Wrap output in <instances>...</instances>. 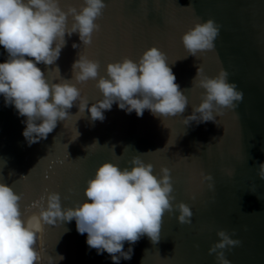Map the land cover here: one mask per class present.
Masks as SVG:
<instances>
[{
    "label": "water",
    "instance_id": "obj_1",
    "mask_svg": "<svg viewBox=\"0 0 264 264\" xmlns=\"http://www.w3.org/2000/svg\"><path fill=\"white\" fill-rule=\"evenodd\" d=\"M82 2L60 0V6L66 10L65 5L70 4L79 11ZM104 3L102 15L95 21L100 31L93 34L91 45H82L77 33L66 35V46L55 64L41 63L37 67L50 82H60L54 71L57 66L61 77L71 79V65L80 52L98 61L99 78L106 76L108 63L123 57L136 61L147 48L157 47L165 53L188 106L183 114L160 120L148 110L142 117L134 111L128 114L114 103L111 110L104 112L103 122L93 123L86 110L77 113L79 109L74 105L69 109L68 120L58 121L47 139L29 146L22 136V121L26 118L19 116L13 106H5L0 95V183L22 196L21 218L28 220L38 213L39 209L31 206L46 191L59 193L62 210L78 206L85 200L86 182L100 164L109 162L121 169L130 168L128 161L140 156L143 162L153 165L157 178L161 167L170 170L175 197L172 203L183 202L190 207L191 224L178 223L175 210L171 214L165 212L159 241L153 244L147 236L141 237L131 245V259L121 258L119 264H217L215 253L209 254L208 249L219 241L216 233L220 230L240 241L238 246L223 250L230 264H264V180L257 176L258 165L264 163V0ZM208 19L220 25L214 49L198 54L197 59L188 56L177 60L187 55L181 35L195 22ZM67 22L70 26L71 16ZM73 43L80 47L74 49ZM6 59L7 53L0 46V63ZM197 66L209 78L225 70L229 73L228 82L243 93L235 109L216 117L221 126L213 122L190 126L182 123L202 99L204 90L191 87ZM70 82L75 84L74 80ZM95 83L89 80L76 84L89 106L102 98ZM77 131L78 139L69 144ZM230 169L234 170L231 177L226 174ZM206 175L213 177V190L208 189ZM21 176L26 178L20 179ZM193 195L194 200L190 198ZM37 235L35 247L45 256L42 264H50L48 256L54 264H113L108 253L98 255L88 247L87 234L77 232L75 220L43 224ZM129 246L125 242L124 251ZM57 254L64 259L55 261Z\"/></svg>",
    "mask_w": 264,
    "mask_h": 264
},
{
    "label": "clouds",
    "instance_id": "obj_2",
    "mask_svg": "<svg viewBox=\"0 0 264 264\" xmlns=\"http://www.w3.org/2000/svg\"><path fill=\"white\" fill-rule=\"evenodd\" d=\"M105 7L104 0H83L79 11L70 4H66V10H63L60 0H0V46L7 53L6 61L0 63V95L5 106H13L19 116L26 118L22 121L25 124L22 136L29 146L47 139L58 121L68 120L69 109L74 105L79 109L77 113L86 110L93 123L103 122L104 112L111 110L114 103L128 114L134 111L137 117H142L145 110L159 119L185 112L187 97L175 83L176 77L166 62L165 53L157 47L147 48L136 61L123 57L120 61L108 63L106 76L99 78L98 61L80 52L71 65V79L61 77L57 66L54 71L60 82H50L37 67L41 63L46 66L55 64L66 46V35L70 37L77 33L82 45H91L93 34L100 31V25L95 21ZM69 16L73 21L70 26L67 22ZM219 29L220 25L212 19L195 22L180 37L187 55L177 60L188 56L197 59L198 54L213 50ZM72 47L75 49L80 45L73 43ZM228 75L221 69L215 77L209 78L197 66L191 87L204 91L201 102L192 107V114L183 118L185 126L205 122L221 126L216 117L235 109L243 97L236 85L228 82ZM72 80L75 84L70 82ZM89 80L96 82L95 87L102 94V98L91 106L81 89L76 87V84ZM79 135L77 131L75 139L68 143L76 141ZM93 144L99 143L94 141ZM112 146L114 149L115 145ZM189 157L181 156L183 159ZM128 163L131 167L123 169L109 162L100 164L94 176L86 182L85 200L78 206L62 210L59 193L46 191L32 204L31 207L39 211L28 220L21 218L22 196L0 183V264H42L45 256L35 246L43 224L75 220L77 232L87 234L88 247L95 249L98 255L108 253L113 264H119L121 258L131 259V245L143 236L153 244L157 243L165 212L171 214L175 210L178 223L191 224L190 207L183 202L172 203L175 197L168 168L161 167L157 178L153 174V165L143 162L140 156H133ZM226 174L231 177L234 170H227ZM257 176L264 180V163L258 165ZM204 179L209 181L208 189L213 190V177L206 175ZM190 198L194 200L196 197ZM216 235L219 241L208 252L215 253L217 264H230L223 250L238 246L240 241L231 239L223 230ZM125 242L130 245L127 251H124ZM47 259L54 264L52 257ZM63 259L60 254L55 256V261Z\"/></svg>",
    "mask_w": 264,
    "mask_h": 264
}]
</instances>
